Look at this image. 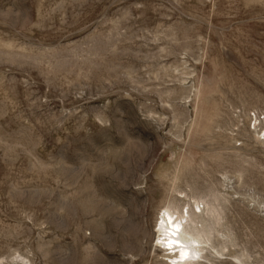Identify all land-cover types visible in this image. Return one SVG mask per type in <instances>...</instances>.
Segmentation results:
<instances>
[{"label": "rangeland", "instance_id": "obj_1", "mask_svg": "<svg viewBox=\"0 0 264 264\" xmlns=\"http://www.w3.org/2000/svg\"><path fill=\"white\" fill-rule=\"evenodd\" d=\"M164 201L264 264V0H0V264H165Z\"/></svg>", "mask_w": 264, "mask_h": 264}, {"label": "bare ground", "instance_id": "obj_2", "mask_svg": "<svg viewBox=\"0 0 264 264\" xmlns=\"http://www.w3.org/2000/svg\"><path fill=\"white\" fill-rule=\"evenodd\" d=\"M259 136L261 137V133L258 134ZM165 202L162 203L160 217L155 228L156 245L157 247L158 245L168 247L167 250L177 252L173 256L164 251L162 257L166 260L165 264H206L205 262L209 259L208 255H215L218 260L226 259L223 251L210 245L219 221L215 208L207 209L208 213L201 211V214L197 215L194 208L191 210L187 208L185 212V207L181 211L180 206L175 203L166 204ZM236 260L242 264L238 258Z\"/></svg>", "mask_w": 264, "mask_h": 264}]
</instances>
